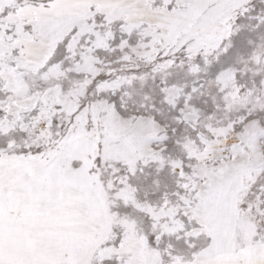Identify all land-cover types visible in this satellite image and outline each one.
<instances>
[{
  "label": "snow or ice",
  "instance_id": "6c2138e0",
  "mask_svg": "<svg viewBox=\"0 0 264 264\" xmlns=\"http://www.w3.org/2000/svg\"><path fill=\"white\" fill-rule=\"evenodd\" d=\"M0 264H264V0H0Z\"/></svg>",
  "mask_w": 264,
  "mask_h": 264
}]
</instances>
